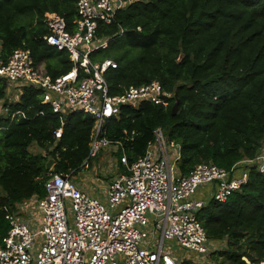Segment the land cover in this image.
I'll return each mask as SVG.
<instances>
[{"label":"trees","instance_id":"obj_1","mask_svg":"<svg viewBox=\"0 0 264 264\" xmlns=\"http://www.w3.org/2000/svg\"><path fill=\"white\" fill-rule=\"evenodd\" d=\"M48 11L73 23L77 0H0L1 58L7 62L16 48H28L57 78L73 62L45 38ZM96 35L110 40L92 59L117 62L105 73L112 94L159 80L174 95L168 105L123 106L105 123L108 138L125 141L131 162L146 152L160 126L181 144L182 175L203 162L230 169L264 148V0H135L111 23L100 21ZM11 93L0 78V246L11 226L7 213L34 207L31 201L46 194L52 172L76 176L90 159L95 125L90 114L71 112L57 138L60 119L39 89L24 85L19 96ZM18 111L26 116L14 117ZM120 154L114 156L118 171L125 169ZM50 158L55 163L47 169ZM197 216L209 242L223 241L212 251L218 264L264 262V171L253 168L227 201L211 198Z\"/></svg>","mask_w":264,"mask_h":264},{"label":"built area","instance_id":"obj_2","mask_svg":"<svg viewBox=\"0 0 264 264\" xmlns=\"http://www.w3.org/2000/svg\"><path fill=\"white\" fill-rule=\"evenodd\" d=\"M133 1L77 0L73 23L57 12L45 13L50 31L47 42L67 51L73 62L57 78L48 74L44 64L35 62L30 49L16 48L7 62L0 49V78L7 80L11 90L20 84L41 91L43 103L60 119L57 138L62 137L71 112L90 114L95 125L89 158L103 149L113 156L121 151L120 164L125 167L112 176L104 197L82 187L74 171L52 172L45 182L46 194L31 201L40 213L38 225L7 213L11 226L0 246V264H183L186 259L177 260L167 252V242L195 254L210 251L206 229L197 216L208 201L197 197L198 191L212 185V198L225 202L248 182L253 168L264 171L263 148L230 169L203 162L182 175L178 170L181 144L161 126L146 152L133 162L124 140L108 138L105 123L119 117L123 106L168 105L174 96L159 80L112 94L105 73L117 67V62L92 59V53L107 48L110 40L97 37L98 23H111L117 11ZM16 114L26 116L22 111Z\"/></svg>","mask_w":264,"mask_h":264},{"label":"rangeland","instance_id":"obj_3","mask_svg":"<svg viewBox=\"0 0 264 264\" xmlns=\"http://www.w3.org/2000/svg\"><path fill=\"white\" fill-rule=\"evenodd\" d=\"M14 95H17V93H14ZM2 102H0V114L3 112V106ZM1 135V133H0ZM36 148L37 147H33ZM53 168V167H52ZM118 172L117 166L114 160V156L111 155L106 149H103L99 154L92 156L89 161L87 162V165H83L78 171L77 175L75 176V179H78L80 182L86 185H93V183H89L92 178H98L100 173V179L95 180L96 184L94 185V188L98 191H102L100 194H94L98 196L104 197V191L108 187V184L112 178V176ZM99 181L100 183H97ZM208 200L212 198L211 194L206 198L205 196L202 197ZM19 217L32 225L31 218L29 212H21L19 214ZM223 241L219 242H209V248L210 251L203 254H195L189 249L180 247L179 244L176 242H167L166 244V250L171 255H173L177 260L186 259L188 260L189 264H218V262L213 259L212 257V251L215 249H221L224 245L222 244ZM220 260V259H219ZM264 264V262L259 263Z\"/></svg>","mask_w":264,"mask_h":264},{"label":"crops","instance_id":"obj_4","mask_svg":"<svg viewBox=\"0 0 264 264\" xmlns=\"http://www.w3.org/2000/svg\"><path fill=\"white\" fill-rule=\"evenodd\" d=\"M22 87L23 86H21L20 84H17L16 85V88H14V89H12L11 91H12V95L14 96V93H17V91H20L19 93H18V95H20L21 94V90H22ZM11 95V96H12ZM97 179V180H99L100 179V173H99V176H98V178H92V180H90V182L89 183H93V185H86V186H84V184L82 183V182H80L79 180H77L81 185H82V187H84L85 189H87L88 191H90L92 194H100L102 191H98V190H96L95 188H94V185L96 184V182H95V180ZM97 183H100L99 181H97ZM212 192H213V187H212V185H207V186H205V187H203V188H201L199 191H198V193H197V197H208L209 196V194H212ZM29 212V214H30V218H31V223H32V225L34 226V225H38L39 224V221H40V213H39V211L37 210V206H28L27 208H26V210H24L23 212Z\"/></svg>","mask_w":264,"mask_h":264},{"label":"water","instance_id":"obj_5","mask_svg":"<svg viewBox=\"0 0 264 264\" xmlns=\"http://www.w3.org/2000/svg\"><path fill=\"white\" fill-rule=\"evenodd\" d=\"M179 98L176 96V101L173 105V113H176L179 109ZM55 163V159L54 158H50L47 162V169H52L53 165ZM244 260H246L248 263H250V260L245 256L243 257Z\"/></svg>","mask_w":264,"mask_h":264}]
</instances>
